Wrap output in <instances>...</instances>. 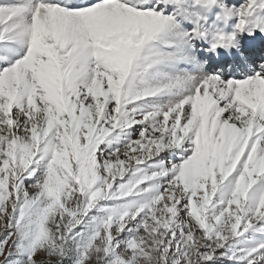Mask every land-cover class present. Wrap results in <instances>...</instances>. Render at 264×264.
Listing matches in <instances>:
<instances>
[{
    "label": "snow or ice",
    "instance_id": "6c2138e0",
    "mask_svg": "<svg viewBox=\"0 0 264 264\" xmlns=\"http://www.w3.org/2000/svg\"><path fill=\"white\" fill-rule=\"evenodd\" d=\"M258 32L264 0H0V264H264Z\"/></svg>",
    "mask_w": 264,
    "mask_h": 264
},
{
    "label": "bare ground",
    "instance_id": "6f19581e",
    "mask_svg": "<svg viewBox=\"0 0 264 264\" xmlns=\"http://www.w3.org/2000/svg\"><path fill=\"white\" fill-rule=\"evenodd\" d=\"M264 38V33H256V35L254 36H249L247 33H243L240 37H239V42H240V47L239 49H232V54L233 55H239V54H243V55H247L248 53L245 51V49H247V44L251 43L252 45H255V49L257 47L263 46L261 43V39ZM256 40H260V41H256ZM256 43V44H255ZM263 48V47H262ZM264 51V50H263ZM263 53V52H262ZM251 55H253L254 53L251 52L249 53Z\"/></svg>",
    "mask_w": 264,
    "mask_h": 264
},
{
    "label": "rangeland",
    "instance_id": "374dc122",
    "mask_svg": "<svg viewBox=\"0 0 264 264\" xmlns=\"http://www.w3.org/2000/svg\"><path fill=\"white\" fill-rule=\"evenodd\" d=\"M256 41H260V40H256ZM261 43L263 46L257 47L256 49H255L254 44L253 45L251 43L247 44V49H245V51L247 50L246 52L248 54L246 56L248 57V60L251 66H255L258 63L264 62V51H263L264 50V38L261 39ZM251 52H253L254 54L253 55L249 54Z\"/></svg>",
    "mask_w": 264,
    "mask_h": 264
}]
</instances>
